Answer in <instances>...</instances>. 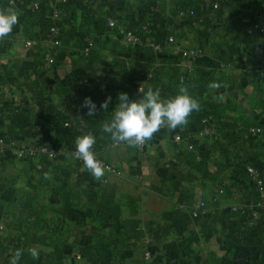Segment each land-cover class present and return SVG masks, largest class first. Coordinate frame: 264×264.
Listing matches in <instances>:
<instances>
[{"label":"crops","instance_id":"crops-1","mask_svg":"<svg viewBox=\"0 0 264 264\" xmlns=\"http://www.w3.org/2000/svg\"><path fill=\"white\" fill-rule=\"evenodd\" d=\"M28 2L9 0L18 23L3 37L9 48L0 53V138L11 139L10 126L16 125L22 130L17 144L37 142L63 151L52 160L19 157L15 150L0 154V264H9L16 251L22 253L19 264H202L209 252L223 264H264V215L250 226L245 213L232 210L258 196L247 163L264 173V41L246 34L264 12V0H221L219 7H205L200 0H70L59 21L50 7L30 9ZM111 19L124 27L148 24L155 39L173 34L176 43L161 52L126 47L117 29L109 27ZM55 23L61 35L51 48L55 63L47 65L42 55ZM87 38L95 39L91 55L82 50ZM178 46H199L203 57L198 63L185 61ZM173 79L213 117L223 132L221 140L200 139L198 125L188 122L172 131L161 127L143 151L128 143L101 146L114 143L102 127L120 92L136 99L138 86L146 81L144 91L159 90L167 99L180 92ZM86 97L97 105L94 117L82 107ZM109 97L105 110L100 105ZM13 106L23 107L24 115L6 119L4 111ZM50 110L83 115L86 128L58 126L47 118ZM244 120L259 130L244 128ZM234 122L239 128L227 127ZM84 135L95 137L98 152L121 176L104 173L96 179L71 155L76 138ZM189 142L195 143L200 161ZM95 201L116 202L125 216L137 209L142 237L116 255H83L81 249L98 234L121 232L114 221L94 219ZM200 202L213 226H205V217L195 219L185 234L172 233L163 244L152 242L157 223L173 209L191 210ZM192 233L198 241L180 255L172 240ZM33 247L38 258L28 251Z\"/></svg>","mask_w":264,"mask_h":264},{"label":"built area","instance_id":"built-area-1","mask_svg":"<svg viewBox=\"0 0 264 264\" xmlns=\"http://www.w3.org/2000/svg\"><path fill=\"white\" fill-rule=\"evenodd\" d=\"M70 0H36L32 7L34 9H37L42 2H46L49 4V7L52 9V16L55 20L59 21L63 15H64V7L66 4L69 3ZM12 3L14 1H11ZM221 4V0H202V5L205 7H219ZM194 11H191V14H194ZM109 27L117 29L119 34L122 36L123 43L126 47H132V46H140L145 44V42L150 46L153 50L157 52H161L163 50V44L161 42H158L152 38L153 29L150 25L146 24L142 27V31L147 34V38L141 37L138 33L131 29H127L126 27L122 25H118L116 21L109 20L108 22ZM61 34V26L58 23H55L50 27L46 34V44L47 49L44 51V59L47 65H52L55 62V59L53 57V54L51 52V48L56 45L59 42V36ZM246 34L250 37H256L259 39H262L264 41V12L259 13L255 16V18L252 20L251 24L246 29ZM176 38L173 34L169 35L166 40L164 41V44H171L175 45ZM95 45V39L94 38H87L86 40V46L84 49V52L86 55L89 54L91 48ZM178 49L180 50V53L182 55V58L185 61H189L190 63L197 61L203 56V50L199 46H178ZM225 65L221 66L224 67ZM150 78V75L145 80H148ZM145 82H142L139 85V88L144 90ZM138 88V89H139ZM86 120L82 115H73L71 116V119L65 123V127L69 129H73L76 131H83L86 128ZM163 128L170 131V129L165 125L162 126ZM252 131H258V128H251ZM172 131V129H171ZM198 137L202 140H213L218 141L223 137V132L214 124L213 117L211 115L205 116L201 124L198 126ZM175 140L177 142L182 141V136L179 134L175 135ZM146 141L144 143L135 144L134 147L139 150L143 151L145 147ZM121 143H112L111 145H106L104 143L101 144L103 148H108L109 146H119ZM93 151L95 153L96 159L100 162L102 167L104 168L106 174H115L117 176H121L122 172L120 169L115 167L114 165L108 163L98 152L95 144L92 146ZM188 149L196 156L197 160H200V158L197 156V148L195 143H188ZM15 150L17 156L19 157H45L47 159H57L60 154L62 153L63 149L56 147V146H50L46 144H33V143H27V142H21L20 144H17L16 141L12 139H5L0 138V154L6 155L9 152ZM71 155L82 165H84V162L82 159L78 158V154L76 152V149H73L71 151ZM247 173L249 174L251 178V182L256 187L257 191V198L250 203L247 207L241 206V205H235L232 207V210L234 212H249L250 217V226H254L255 221L263 216L264 213V175L261 171V169L256 166L255 164H247L246 165ZM207 212V206L204 202H200L199 205L194 209L192 215L195 218H199L202 215L206 214ZM0 228H2L0 224ZM152 255L150 251H147L145 254V258L147 260L151 259Z\"/></svg>","mask_w":264,"mask_h":264},{"label":"trees","instance_id":"trees-1","mask_svg":"<svg viewBox=\"0 0 264 264\" xmlns=\"http://www.w3.org/2000/svg\"><path fill=\"white\" fill-rule=\"evenodd\" d=\"M35 1L36 0H29V2L27 3V5L30 6L29 7L30 9H33L32 4ZM200 2H202V0H200ZM1 3H3V5H1V6H3L5 8V10L12 9L9 7V0H0V4ZM68 4H66L64 7L65 11L67 9ZM47 7H49V4L46 2H42L40 4V6L35 10L45 9ZM144 25H146V24H139V25L130 26V27L126 26V28L135 31L136 33H138L141 37H143L145 39V38H147V34H145L142 31V27ZM152 29H153V27H152ZM169 35H171V34L163 35L160 40H157V39H155L154 29H153L152 38L158 42H161L163 44V48H164V46L166 45V44H164V41L166 40V38ZM11 36H12V34H11ZM59 38H60V36H59ZM85 46H86V43H85V45H83V48H82L83 53H85L84 52ZM94 46L91 48V50L89 52L90 55L94 52V49H95ZM140 46L151 48L150 46H148V44L146 42H145V44L140 45ZM8 48H9L8 40H5V38H0V53L7 50ZM42 58L44 60V53L42 55ZM201 58L198 59L197 61H195L194 63H198L201 60ZM147 70L148 69L145 68V72H147ZM145 79H146V77H145ZM142 80H144V78ZM173 84H175L174 89L176 90V92H178L180 90V86L177 84L176 80H174V79H173ZM4 112L6 113L5 118L10 119V120H15L17 117L21 118L24 115V110H23V107H21V106L10 107ZM4 112H2V114H4ZM46 116L48 119H50L53 123H56L58 126H64L65 127V123L68 122L71 119V116H73V115H71L69 113L66 114V113H63V112L58 111V110H50L46 114ZM205 116H207V114L204 113V109H203L202 105L200 104V110L194 111L190 115L188 122H191V123L199 126L201 124L202 119ZM85 120H86V118H85ZM245 121L246 120L242 121V125H241V126H244V128H248V127L249 128H258V126H254V125L249 124ZM86 123H87V121H86ZM237 123L236 122L228 123L227 127H229L232 130L237 129V128H239ZM33 124L36 125V122ZM21 134H22V130L20 127H18L16 125L10 126V136H11L12 140L16 141ZM223 137H224V135H223ZM221 139H219V140H221ZM27 143L42 144V143H37V142H27ZM10 153L11 152H9L6 155H9ZM250 163L251 162H249L247 164H250ZM252 164H254V163H252ZM245 171L247 172L246 167H245ZM261 171H262V169H261ZM263 175H264V173H263ZM249 179L251 181L250 176H249ZM253 186H254V184H253ZM254 188L256 190L255 186H254ZM92 209H93L95 220H98L101 222L103 221V223L114 221V222L121 225V232L119 234L111 232L109 235H106V233L98 234L93 243H91V244H89V245H87L81 249V253L83 255H85L87 257H95V258H102L109 253L116 255V253H121L124 250L128 249L130 247V242L132 240L140 239L142 237V228L140 226L141 220L137 216V214H138L137 209L133 208V210H132L133 212L130 215L125 216L122 209H121V206L119 204H117L116 202H113V201H109L107 203L95 201V203L92 205ZM194 209L195 208H193L191 210L180 209V208L173 209L171 212V216L169 218H167L165 221H163L161 223H157V227L153 233V241L152 242L153 243L155 242L157 244H160V243L163 244L164 241L167 239V237L172 233L185 234V232L189 229L191 224H193L195 219L203 218L208 213V209H207L206 214L202 215L199 218H195L192 215ZM239 213H241V212H239ZM244 213L249 217V215H248L249 212H247V210H245ZM263 215H264V213H263ZM204 224H205V226H213V224L210 223V219H208L207 217L204 218ZM198 239H199L198 234L192 233L190 235L186 234L184 236V238L180 241L173 239L172 242H174L173 244H174L175 251H177L180 255H184L192 247V245L198 241ZM117 250H118V252H116ZM154 264H161V263L158 261H155ZM202 264H223V263H222L221 258L219 256H217L214 252H209L206 255V257L202 260Z\"/></svg>","mask_w":264,"mask_h":264},{"label":"clouds","instance_id":"clouds-1","mask_svg":"<svg viewBox=\"0 0 264 264\" xmlns=\"http://www.w3.org/2000/svg\"><path fill=\"white\" fill-rule=\"evenodd\" d=\"M18 23V14L12 10H0V38L6 37ZM219 85L213 84L212 87ZM140 95L136 99L130 98L127 92H120L113 107L111 119L103 123L102 131L109 134L115 143H128L135 145L144 143L152 138L162 126L176 129L188 123L190 115L200 110L199 102L181 89L174 97L162 99L159 90L152 88L144 91L138 89ZM111 97L105 100L100 107L107 110ZM82 107L88 109V116H95L97 105L91 97H86ZM95 137L93 135L79 136L75 140L78 158L82 159L84 166L96 178L104 175V168L96 159L93 151ZM32 257H39L36 247L30 248ZM22 253L16 251L12 254L9 264H19Z\"/></svg>","mask_w":264,"mask_h":264}]
</instances>
